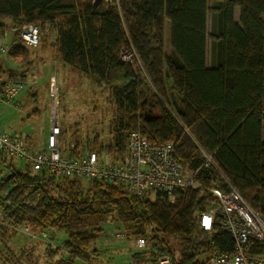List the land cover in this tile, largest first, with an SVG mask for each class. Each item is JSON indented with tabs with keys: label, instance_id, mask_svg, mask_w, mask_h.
Returning a JSON list of instances; mask_svg holds the SVG:
<instances>
[{
	"label": "trees",
	"instance_id": "1",
	"mask_svg": "<svg viewBox=\"0 0 264 264\" xmlns=\"http://www.w3.org/2000/svg\"><path fill=\"white\" fill-rule=\"evenodd\" d=\"M212 1L209 9V0H112L104 1L105 14H97L94 0H0V30L9 20L13 26L54 25L57 61L109 88L122 110V130L138 128L151 142H173L181 162L202 168L206 185L225 188L214 167H204L203 151L213 155L229 182L264 213V0ZM40 25L37 47L14 34L13 58L28 56V48L54 46ZM19 43L27 49L20 52ZM131 48L136 58L123 60L122 51ZM61 97L60 92L59 104ZM148 100L155 113L143 112ZM61 127L67 142L68 131ZM124 140L119 133L117 144L125 147ZM4 169L1 212L14 227L26 223L31 231L65 232L60 248L48 247L51 256L68 252L69 259L58 264L76 259L92 264L100 250L92 244L104 236L103 225L114 222L127 237L146 241L131 254L132 264H157L164 254L174 264H203L214 250L233 249L231 235L218 223L212 230L201 225L200 214L215 207L206 190L187 189L171 203L165 192L151 200L105 180L90 181L88 188L80 178L57 181L0 154V172ZM253 250L264 251V243Z\"/></svg>",
	"mask_w": 264,
	"mask_h": 264
},
{
	"label": "rangeland",
	"instance_id": "2",
	"mask_svg": "<svg viewBox=\"0 0 264 264\" xmlns=\"http://www.w3.org/2000/svg\"><path fill=\"white\" fill-rule=\"evenodd\" d=\"M105 1L107 5L112 3V0ZM208 6L209 9L212 8V0H209ZM237 20L239 21L238 14ZM5 23L7 25L4 26V29L17 27L8 24L13 23L12 20ZM39 23L44 24L41 21ZM211 26L210 13L208 18L209 34ZM45 27L42 33L49 34L46 36L47 38L44 37L47 43L56 44L54 25L49 23ZM14 36L7 38L9 54H4L0 61V94L5 87L2 88V85L6 81L10 80L9 82L13 84L23 82V86L18 89L10 101L0 102V128L13 136L29 135L34 145L46 146L52 119L50 86L56 72L59 93H62L58 118L68 131L67 142H65L66 149L72 152H82L87 149L100 151L105 161H119L125 149L123 145L117 144L119 133L124 135V144H126L129 134L133 130L139 129L126 128L122 130L120 128L122 110L112 99L109 88L94 85L90 79L78 73L74 68L57 61V45L51 48L43 45L36 49L28 48V56L13 58L10 48L14 44L13 42H17V40L15 41L16 35ZM20 46L25 47H22L20 52L27 49L22 44ZM125 50L121 53L123 60L132 61L136 58V53L132 48L129 49V52H125ZM211 61V40L209 39L207 44V64L209 66ZM146 88L149 90L148 87ZM169 93L172 96L175 95V92ZM150 105L151 102L148 100L143 106V112L146 114L155 113L150 109ZM13 161L17 167L25 169L22 161L18 159ZM214 169L221 177L220 169L216 167ZM82 181L86 188L94 183L86 179ZM216 186H220V183ZM157 193L151 191L147 194V198L156 200ZM214 206L218 207L216 201ZM103 226L105 228L104 236H100L91 247L100 249L93 255L92 264H132L131 254L141 249L137 240L129 238L125 234L117 235L118 232H121L118 223H107ZM67 237L68 235L61 231L48 230L40 233L31 231V228L26 225L14 227L3 215L0 207V264H58V260L68 258V252L61 250L55 256H51L48 247L60 248ZM74 264H87V262L76 259Z\"/></svg>",
	"mask_w": 264,
	"mask_h": 264
},
{
	"label": "built area",
	"instance_id": "3",
	"mask_svg": "<svg viewBox=\"0 0 264 264\" xmlns=\"http://www.w3.org/2000/svg\"><path fill=\"white\" fill-rule=\"evenodd\" d=\"M11 33L20 34L24 44L37 47L40 44L41 25L31 22L0 30V56L9 51L6 40L14 35ZM54 74L50 86L52 119L46 146L31 144L24 136H13L0 128V154L13 164V160L18 159L24 163L25 169L43 172L57 181L61 177L86 179L89 182L105 180L121 185L132 195L148 197L151 191L165 192L171 203H175L187 189L206 190L214 196L218 207L200 214L202 227L212 230L218 223L231 235L234 245L230 252L214 250L203 264H264V251L253 250L264 243V213L255 210L223 173L225 188L206 185L202 168L190 169L181 162L175 156L173 142H151L140 130H133L117 162L105 161L103 154L95 150H67L58 118V76L56 72ZM22 86L23 82L6 84L0 94V102L10 101ZM203 154L204 167L218 169L213 155L205 151ZM7 173V169L0 172V185ZM6 196L7 192L2 198ZM24 225L28 226L26 223ZM120 234L124 233H117ZM145 243L144 238L137 239L139 247L145 246ZM157 264L174 263L169 254H164L158 256Z\"/></svg>",
	"mask_w": 264,
	"mask_h": 264
},
{
	"label": "water",
	"instance_id": "4",
	"mask_svg": "<svg viewBox=\"0 0 264 264\" xmlns=\"http://www.w3.org/2000/svg\"><path fill=\"white\" fill-rule=\"evenodd\" d=\"M105 0H94L93 2V10L97 14H105L107 11V8L104 4ZM125 52H129V50H126Z\"/></svg>",
	"mask_w": 264,
	"mask_h": 264
},
{
	"label": "crops",
	"instance_id": "5",
	"mask_svg": "<svg viewBox=\"0 0 264 264\" xmlns=\"http://www.w3.org/2000/svg\"><path fill=\"white\" fill-rule=\"evenodd\" d=\"M237 14H238V17H239V9H237V11H236V18H237ZM2 57H3V55L0 56V61H1ZM263 139H264V134H263Z\"/></svg>",
	"mask_w": 264,
	"mask_h": 264
}]
</instances>
